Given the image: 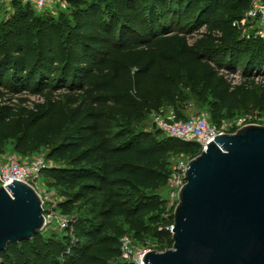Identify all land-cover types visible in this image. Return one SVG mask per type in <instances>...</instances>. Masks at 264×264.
<instances>
[{
    "label": "trees",
    "instance_id": "trees-1",
    "mask_svg": "<svg viewBox=\"0 0 264 264\" xmlns=\"http://www.w3.org/2000/svg\"><path fill=\"white\" fill-rule=\"evenodd\" d=\"M11 1L14 12L0 22V40L5 47L0 82L11 71L8 84H13L15 77H20L22 85L29 83L36 74L35 91H39L40 85L47 83L46 76L58 71V88L64 87L69 77L70 86L65 87L74 90L79 85L78 94L69 102H50L38 113H28L13 149L26 155L34 145L49 146L47 158L62 162L41 170L51 186L78 188L58 204L61 211L66 212L81 192H99L102 199L98 209H92L93 216L69 220L72 235L63 231L44 236L40 231L30 240L9 244L0 253L1 264H112L121 255L119 241L125 231L132 238L153 239L159 250L171 248L173 216L166 212L164 195L156 190L166 186L172 169L169 157L180 154L191 159L200 153V146L196 141L166 137L158 129L142 128L145 102L138 99L144 98L143 82L146 78L161 80L165 90L160 99L175 102L180 93L177 65L184 67L190 83L201 89L197 97L208 107L209 121L220 126L227 112L245 106L247 95L241 86L231 88L217 70L234 69L245 54L244 76L264 75V40L238 38L232 27L251 0H110L113 10H101L87 0H68L74 24L36 15L30 4ZM191 14L196 25L219 28L224 35L206 36L188 46L173 26ZM123 15L133 17L122 20L120 26L118 18L121 16V21ZM116 25L120 27L117 37L112 33ZM91 30L101 31L102 36ZM54 31L64 35L59 52ZM30 34L38 38L36 58L31 57L35 48H27L23 41ZM215 39L217 46L211 42ZM96 43L108 47L100 58L90 52ZM59 53L62 62L57 68ZM79 63L89 64L83 68ZM162 64L172 65L174 73L158 74ZM80 73L84 75L82 84ZM254 95L255 105L264 111V89ZM150 103L157 107L151 99ZM174 111L177 117L186 116ZM16 115L13 108H0V153L9 132L8 121ZM44 120L50 121L47 127Z\"/></svg>",
    "mask_w": 264,
    "mask_h": 264
},
{
    "label": "water",
    "instance_id": "water-1",
    "mask_svg": "<svg viewBox=\"0 0 264 264\" xmlns=\"http://www.w3.org/2000/svg\"><path fill=\"white\" fill-rule=\"evenodd\" d=\"M213 138L188 162L172 215V247L147 251L144 264H264V125ZM5 186L0 253L44 226L35 189L16 178Z\"/></svg>",
    "mask_w": 264,
    "mask_h": 264
},
{
    "label": "rangeland",
    "instance_id": "rangeland-1",
    "mask_svg": "<svg viewBox=\"0 0 264 264\" xmlns=\"http://www.w3.org/2000/svg\"><path fill=\"white\" fill-rule=\"evenodd\" d=\"M90 3H94L95 6H98L101 10H106V7L108 10H113L112 3L110 0H87ZM24 4V3H23ZM14 5L11 0H0V22L5 21L7 18H9L12 13L14 12ZM33 11L36 15H43L52 17L55 20H65L69 24H74V18L72 16L73 7L71 3L68 0H55L54 3L46 8L45 10H36L33 8ZM119 14H125L122 11H119ZM128 16L133 17L132 15H126L121 19L118 18L120 26H122V20H126ZM195 15H186L184 18H180L178 21H176V24L173 26L175 33H177L178 37H181L186 40L188 46H191L195 43L196 40H199L201 38H206V36H211L214 38H218L224 35V30H221L219 28H213L211 29L207 28L206 24L196 25L195 24ZM222 18V17H221ZM224 19V18H223ZM118 20L116 19V24H118ZM133 20V18H131ZM140 21V20H139ZM132 24H137V22L132 21ZM234 22V21H233ZM139 24V23H138ZM112 30V33L115 37L118 36L120 33V27H117ZM138 26V25H137ZM136 26V27H137ZM234 31L236 33V36L238 38H247L246 35L250 34L252 32V27L248 23V21H245L244 25L239 23L238 25H233ZM83 32H88V30L83 29ZM91 33L97 35L98 37L102 36L101 31L99 30H91ZM54 41H55V47L57 48L59 52V46L63 41L64 35L59 34V32L54 31ZM24 44L27 48H35L31 52V57L36 58V46H38V38L35 34H30L28 37L24 38ZM216 46L219 44L218 40L211 41ZM68 46V45H67ZM95 47L90 48V52L96 55V57L100 58V54L103 52H106L108 47L104 43H96L94 45ZM70 50V46L68 47ZM13 50V49H12ZM35 50V51H34ZM72 51V50H71ZM5 52V47L2 44V41L0 40V60L3 57V54ZM14 54V53H13ZM60 54V53H59ZM92 54V55H93ZM91 56V55H90ZM58 63H56L57 68L60 67V63L62 62V55L60 54L58 56ZM248 57L247 55L243 54L240 56L236 62V66L234 69L229 68H223L217 70V73L219 76H222L227 83L230 84V87H236L241 86L247 95L245 106L242 108H238L234 111H229L226 113V118L223 121L224 123L232 124L234 123L238 118H254L259 117L264 114L263 109H260V107H257L255 105L256 99H255V93L259 94L262 89H264V82L263 80H256L255 76L256 73H252L248 77H245L243 74L244 67L246 66ZM33 62V61H32ZM31 62V63H32ZM89 63H79L80 66H83V68H86ZM55 65V66H56ZM211 65L216 68V65L212 62ZM174 67L169 64H162L159 65L157 73L163 74L164 76L172 75ZM217 69V68H216ZM13 72H7L2 77L0 82V108H13L16 111V116L14 118H11L9 123V132L5 135L4 140V149L3 152L0 153V160L2 157L7 156H14L23 159H32L35 156H43L46 160V163L48 165H59L62 162L59 160H56L54 158L49 159L47 158V154L49 152L50 147L49 146H42V145H34L29 153L26 155H22L14 151L13 144L14 141L19 133L21 121L27 116L28 113L36 114L39 111H41V108H45L50 102L55 101H62V102H69L75 94H78L79 89L78 86H75V91L72 89H68L70 86V77L67 79V81L64 83V87L58 88L57 84V78H58V71H56L53 74H48L46 77V82L43 83L40 88L38 87L39 91H35L36 89V80L37 75L35 74L33 77H31V81L29 83L25 82L22 85V81L20 80V77H15V80L13 84L10 82L8 84V81L10 78L13 77ZM81 77L79 78L80 84H82V80H84V75L80 73ZM16 76V75H15ZM264 79V78H263ZM177 80L179 81L177 83V91H179V97L175 102L172 101H162L160 99L162 94L165 90V85L161 83V80L158 79H149L146 78L143 82L142 86V94L144 95V98L139 97V102H145V108L143 109V113H145L144 117H141L138 115L137 120L140 119V122L142 124V128L145 130H151L152 128V122L154 121L156 116H160L163 118H171L175 111L174 109H177V111L180 112H186L191 111L193 115H204L207 118L208 116V107L205 103L201 102L198 97L197 93L200 92V87L198 85H195L193 83H190L189 78L186 75V69L180 65H177ZM209 98H212L211 95L208 96ZM150 99L154 101V104H156L157 107H153L150 103ZM142 100V101H141ZM149 110V111H146ZM49 120L43 121V126L47 127L49 125ZM263 125V122L260 120L259 124ZM188 156L185 155H171L169 157V160L171 161V166L173 167L176 162H178L180 159H187ZM39 184L43 187L42 195L46 194L47 199H45L46 204L45 207L49 208L51 205V202H55L57 204L56 211L63 216H65L68 219L77 217V216H93L92 209L95 207L98 209L101 199H102V193H84L81 192L82 196L75 202L69 205L68 210L66 212L61 211V209L58 207L59 203L66 202L68 197H72L78 190L77 187H74L72 189H65L60 188L57 186H51L49 184V180L44 176L41 175L39 179ZM167 191L166 186L160 187L156 190L157 193L164 195ZM52 232H60L55 228L54 222L48 223V225L42 229V233L44 236L52 233ZM59 233V234H60ZM124 234H130L128 231H125ZM72 235V234H71ZM134 240L135 245L138 248H145L150 250H156V251H164L163 249H160L157 247V244L154 242L151 238H132ZM125 262H128L126 257L120 255L115 261H113L112 264H123Z\"/></svg>",
    "mask_w": 264,
    "mask_h": 264
},
{
    "label": "built area",
    "instance_id": "built-area-1",
    "mask_svg": "<svg viewBox=\"0 0 264 264\" xmlns=\"http://www.w3.org/2000/svg\"><path fill=\"white\" fill-rule=\"evenodd\" d=\"M23 3H28L36 10H45L50 7L55 0H20ZM248 21L252 27V32L246 35L247 38L255 37L264 40V0H251L249 8L244 12L243 16L235 20L233 25L241 23L244 25ZM264 75L256 74V80H263ZM185 117H177L174 114L171 118H163L156 116L154 121L156 129L164 136L173 137L185 141H196L200 146V152L206 150L207 143L214 140L213 136L223 133H233L238 128L246 124H259L261 120L264 125V114L254 118H238L234 123H222L220 126L213 125L209 118L204 115H193L186 113ZM261 124V123H260ZM190 158L180 159L172 167L171 172L166 182L167 191L164 194L166 200V212L172 214L178 202V192L180 187L186 182L185 172ZM49 166L43 156H35L32 159H21L14 156L2 157L0 160V186L6 188L5 185L16 178L26 184L32 186L38 193L41 199L43 209L44 226L54 222L55 228L59 231H69L72 234V228L69 225V220L62 214L56 211L57 204L51 202L49 208L45 207L47 195H42L43 187L39 184L41 170ZM68 227H70L68 229ZM173 224L169 227L172 231ZM120 254L133 264H144L142 262L143 255L150 249L138 248L132 237L124 234L120 238Z\"/></svg>",
    "mask_w": 264,
    "mask_h": 264
},
{
    "label": "crops",
    "instance_id": "crops-1",
    "mask_svg": "<svg viewBox=\"0 0 264 264\" xmlns=\"http://www.w3.org/2000/svg\"><path fill=\"white\" fill-rule=\"evenodd\" d=\"M186 113H187V114H188V113H191V114H192V112H191L190 110H189V111H186L185 114H186Z\"/></svg>",
    "mask_w": 264,
    "mask_h": 264
}]
</instances>
